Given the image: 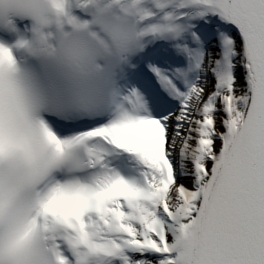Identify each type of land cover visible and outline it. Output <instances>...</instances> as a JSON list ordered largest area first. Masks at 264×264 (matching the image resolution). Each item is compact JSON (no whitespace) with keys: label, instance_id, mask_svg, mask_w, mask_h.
Here are the masks:
<instances>
[{"label":"snow or ice","instance_id":"obj_1","mask_svg":"<svg viewBox=\"0 0 264 264\" xmlns=\"http://www.w3.org/2000/svg\"><path fill=\"white\" fill-rule=\"evenodd\" d=\"M0 264H264V0H0Z\"/></svg>","mask_w":264,"mask_h":264}]
</instances>
